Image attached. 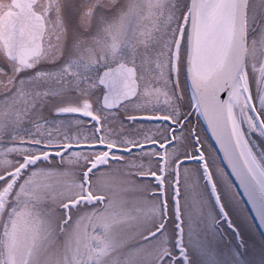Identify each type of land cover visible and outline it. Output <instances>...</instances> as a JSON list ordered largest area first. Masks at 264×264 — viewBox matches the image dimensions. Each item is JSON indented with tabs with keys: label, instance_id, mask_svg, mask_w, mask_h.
<instances>
[{
	"label": "snow or ice",
	"instance_id": "1",
	"mask_svg": "<svg viewBox=\"0 0 264 264\" xmlns=\"http://www.w3.org/2000/svg\"><path fill=\"white\" fill-rule=\"evenodd\" d=\"M253 135L264 0H0V264H193L264 223Z\"/></svg>",
	"mask_w": 264,
	"mask_h": 264
},
{
	"label": "rangeland",
	"instance_id": "2",
	"mask_svg": "<svg viewBox=\"0 0 264 264\" xmlns=\"http://www.w3.org/2000/svg\"><path fill=\"white\" fill-rule=\"evenodd\" d=\"M251 139L264 147V140L255 135ZM233 218L239 228V236L225 223L209 229L194 221L191 234L186 239L193 264H264V244L242 202L233 209Z\"/></svg>",
	"mask_w": 264,
	"mask_h": 264
},
{
	"label": "water",
	"instance_id": "3",
	"mask_svg": "<svg viewBox=\"0 0 264 264\" xmlns=\"http://www.w3.org/2000/svg\"><path fill=\"white\" fill-rule=\"evenodd\" d=\"M244 203V206L246 207V210L248 211L250 218L252 219L259 235L261 236L263 242H264V223H262L256 214V212L253 210V205L249 204L247 200L242 201Z\"/></svg>",
	"mask_w": 264,
	"mask_h": 264
},
{
	"label": "flooded vegetation",
	"instance_id": "4",
	"mask_svg": "<svg viewBox=\"0 0 264 264\" xmlns=\"http://www.w3.org/2000/svg\"><path fill=\"white\" fill-rule=\"evenodd\" d=\"M173 238L172 237H169V240H168V242H169V245L171 246V244L173 243L174 244V239L172 240ZM173 246V245H172ZM174 247V246H173Z\"/></svg>",
	"mask_w": 264,
	"mask_h": 264
}]
</instances>
